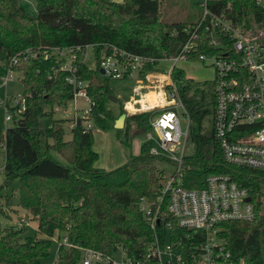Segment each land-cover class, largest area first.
I'll return each mask as SVG.
<instances>
[{
  "label": "trees",
  "instance_id": "16d2710c",
  "mask_svg": "<svg viewBox=\"0 0 264 264\" xmlns=\"http://www.w3.org/2000/svg\"><path fill=\"white\" fill-rule=\"evenodd\" d=\"M34 1L37 16L29 14L18 0H0V84L16 57L15 70L22 74L23 95L27 97L26 113L4 137L5 181L9 187L19 182L18 206L38 222L34 236L27 235V227L3 230L0 225V264H41L49 257L56 236L68 237L72 247L60 245L54 264H80L81 252L76 247L104 254L122 248L128 257L144 261L153 232L140 204L143 198L154 203L160 196L164 169L157 163L165 160L151 154L152 142H144L140 154L131 156L125 165L112 171L95 168L99 154L93 149V131L76 123L68 130L71 138L67 139L65 124L73 120L55 118L56 107L66 109L71 102V87L56 60L45 59L43 52L54 46L99 45L94 49V68L89 62L81 63L80 71L89 82V96L95 102L92 117L99 128L106 130L108 120L115 119L106 104L114 97L113 82L117 80L100 71L103 47L112 44L155 60L141 72L143 77L160 60L179 56L188 40L183 30L196 24L163 21L166 0ZM208 8L213 14H227L246 30L264 31V8L253 0H211ZM198 35L197 50L189 54L192 59L219 52V48L209 46L204 30ZM222 41L230 45L227 39ZM28 49L40 56L28 58ZM173 80L183 86L181 96L193 119L190 139L195 152L185 164V187L203 188L209 175L229 174L249 191L256 205V220L225 223L220 235L235 260L255 264L264 250V172L226 163L213 127L203 133L204 118L215 110L214 94L210 108H205L204 101L196 99V84L186 78L183 69L173 70ZM151 116H128L125 123L129 127L136 124L140 134L146 135L151 131ZM128 130H124L123 139L120 134L118 138L131 148ZM54 152L67 163L57 160Z\"/></svg>",
  "mask_w": 264,
  "mask_h": 264
},
{
  "label": "built area",
  "instance_id": "2783aa9c",
  "mask_svg": "<svg viewBox=\"0 0 264 264\" xmlns=\"http://www.w3.org/2000/svg\"><path fill=\"white\" fill-rule=\"evenodd\" d=\"M209 1L206 0L204 13L196 25L183 30L188 36L183 52L158 62H173V68L164 74L159 72L157 64L142 77L141 72L155 60L112 44L103 47L100 71L104 72V76L125 81L139 77L131 88L130 98L135 106H140L138 111L152 114L151 131L145 135V142L154 144L152 155L164 158L174 168L168 174L163 173L162 189L156 202L145 198L141 200V210L153 232L147 258L144 261L132 259L122 248L104 254L76 247L81 252L80 264H247L244 260L234 259L227 241L220 234L225 223L256 220V205L249 191L229 174L209 175L203 188L188 189L184 184L193 119L181 96L183 86L173 80V70L179 68L177 65L181 60L211 62L215 73L212 82L215 97L212 127L226 163L264 172V31L246 30L237 26L227 14L211 13ZM253 1L264 8V0ZM202 30L207 34L209 46L219 48V52L192 59L189 54L197 50L196 40ZM223 38L230 45H226ZM95 47L99 45L54 46L43 52L45 59L56 60L58 70L65 74V81L71 87V102L77 110L72 127L80 122L86 131H92L96 125L92 117L95 102L89 96V82L81 77L80 68L81 63L88 62L91 53L94 57ZM25 53L28 58L40 56L33 49ZM17 64L15 57L0 86L14 80ZM49 78L52 79V76ZM152 92L160 96L157 104L154 107L144 106L141 102ZM80 101L85 102L87 107H80ZM0 106L6 108L7 122L19 123L27 111V97L23 94L8 97L4 104L0 102ZM182 116L186 127L182 125ZM83 121L88 125L84 126ZM164 205L166 213L163 214ZM165 216L172 219L167 221ZM59 240V247H72L68 237ZM255 264H264V250Z\"/></svg>",
  "mask_w": 264,
  "mask_h": 264
},
{
  "label": "rangeland",
  "instance_id": "374dc122",
  "mask_svg": "<svg viewBox=\"0 0 264 264\" xmlns=\"http://www.w3.org/2000/svg\"><path fill=\"white\" fill-rule=\"evenodd\" d=\"M19 4L25 8V10L33 15L37 16V5L34 0H18ZM114 2H123L124 0H112ZM206 0H166L162 6L163 21L169 23L183 22L187 24L196 23L204 13V4ZM93 55L91 53L88 56V62L91 68H94L95 62L93 61ZM174 64L170 60L161 61L157 65V69L161 74L173 68ZM179 68L183 69L186 78L193 81L196 84V93L198 101H204L205 108H210L212 102V82L215 77L214 69L211 66V62L206 63L197 60H181L178 65ZM22 74L16 72L14 74V80H10L7 85L0 86V102L4 104L8 97L22 96L24 93V87L22 85ZM139 79L136 76L133 80H117L113 82L114 97L118 99V102L108 100L106 104V110L110 111L115 118L114 120H108V128L103 130L97 125L92 128L94 134V145L93 149L99 154V159L95 163L94 167L106 171L115 170L125 165L131 156H137L140 154L141 145L145 142V134H140V129L136 124H132L131 127L128 123H125L124 129L115 128V122L122 114L127 116L145 114L138 111L140 106H135L134 102L130 98L132 95L131 88L135 84V81ZM151 85V84H150ZM147 86L149 84L147 83ZM193 93V94H194ZM204 98V100H203ZM156 102L154 97H151V103ZM87 107L85 102L80 101V107ZM6 108L0 106V134L3 136L2 141L0 140V225L3 230L10 228H28V236L36 235L38 229V222L33 220L32 215L18 206V193L19 182L13 183L10 187L5 181L4 168L6 163V142L5 135L6 130L11 128L14 123L7 122ZM77 114L75 104L69 102L66 109L56 107V119H67L73 120ZM213 124V114H209L204 118L203 121V133H207ZM73 122L65 124L67 129V139L71 138L68 130L72 127ZM83 125L87 126L88 123L83 121ZM182 125L186 127L184 117L182 116ZM129 128L130 139L132 142L131 148L126 147L119 140V134L122 139L125 137V132ZM195 152V146L191 143L188 144L187 153L192 155ZM53 156L61 161L64 165L67 163L58 153L54 152ZM157 165L164 169L166 174L172 172L173 165L167 161H161ZM264 192V187H263ZM59 237L56 236L53 239V244L50 250L48 258L42 260L41 264H54L57 258L59 249L58 244ZM118 255L117 257H119Z\"/></svg>",
  "mask_w": 264,
  "mask_h": 264
},
{
  "label": "water",
  "instance_id": "95a60500",
  "mask_svg": "<svg viewBox=\"0 0 264 264\" xmlns=\"http://www.w3.org/2000/svg\"><path fill=\"white\" fill-rule=\"evenodd\" d=\"M101 73L104 74L103 71H101ZM112 100H113L114 102H118V99L115 98V97H113ZM127 117H128V116H127L126 114H122V115L118 118V120H116V122H115V128H117V129H124V127H125V122H126ZM78 125H80V122H78ZM248 201H250V199H248Z\"/></svg>",
  "mask_w": 264,
  "mask_h": 264
},
{
  "label": "bare ground",
  "instance_id": "6f19581e",
  "mask_svg": "<svg viewBox=\"0 0 264 264\" xmlns=\"http://www.w3.org/2000/svg\"><path fill=\"white\" fill-rule=\"evenodd\" d=\"M151 97H154L156 99V102L151 103ZM160 96L156 95L155 93H148L145 97V99L141 102L144 106L149 105L150 107H154L155 104H157V101Z\"/></svg>",
  "mask_w": 264,
  "mask_h": 264
},
{
  "label": "crops",
  "instance_id": "0c3cea01",
  "mask_svg": "<svg viewBox=\"0 0 264 264\" xmlns=\"http://www.w3.org/2000/svg\"><path fill=\"white\" fill-rule=\"evenodd\" d=\"M151 101V100H150Z\"/></svg>",
  "mask_w": 264,
  "mask_h": 264
}]
</instances>
